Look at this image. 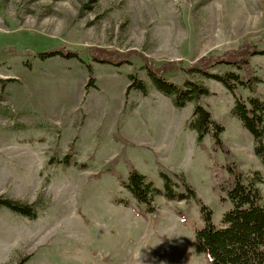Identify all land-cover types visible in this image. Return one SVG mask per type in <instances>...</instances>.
<instances>
[{
  "label": "rangeland",
  "instance_id": "374dc122",
  "mask_svg": "<svg viewBox=\"0 0 264 264\" xmlns=\"http://www.w3.org/2000/svg\"><path fill=\"white\" fill-rule=\"evenodd\" d=\"M245 43L264 49V0H0V200L38 210L29 219L0 206V264H213L197 250L200 204L159 195L151 213L122 181L136 169L164 190L162 173L182 175L224 226L234 208L229 185L255 172L264 179V157L233 114L235 97L212 79L191 78L212 93L202 103L224 126L225 154L212 133L197 142L195 103L176 108L145 66L189 68ZM95 48L131 54L130 63H96ZM55 49L81 59L38 57ZM251 64L264 101V55ZM132 75L147 94L128 92ZM187 78L180 71L171 80ZM235 94L253 95L243 87ZM72 145L84 168L58 163Z\"/></svg>",
  "mask_w": 264,
  "mask_h": 264
},
{
  "label": "trees",
  "instance_id": "16d2710c",
  "mask_svg": "<svg viewBox=\"0 0 264 264\" xmlns=\"http://www.w3.org/2000/svg\"><path fill=\"white\" fill-rule=\"evenodd\" d=\"M90 53L92 60L96 63L116 68L130 63L131 54L98 48L91 49ZM257 55H264V49L257 50L252 45L245 43L238 50L226 52L220 58L203 57L189 68L182 67L179 63H170L158 69L147 65L145 69L157 91L171 98L176 108L183 109L188 104L195 103L189 128L197 132V142L202 143L206 136L212 133L216 148L225 154H230V148L221 138L225 131L224 126L214 119L212 113L202 103V98L210 96L211 91L204 84L191 80V78L193 75H200L222 84L234 95L233 114L253 136L256 156L263 158L264 101L255 94L258 84L262 80L252 73L251 64V58ZM38 57L42 61L55 57L68 60L81 59L79 52H66L64 49L41 52L38 53ZM218 66L235 68L237 72L214 73L212 69ZM180 71L189 77L181 84L171 80ZM88 73L90 77L94 73L91 65L88 66ZM131 79L132 84L129 86L128 92L135 89L145 94L148 93V86L142 79L136 75H132ZM238 87H243L253 95L242 100L235 94ZM74 151L75 148L72 145L69 153L62 160H58V163L84 168L85 165L77 164ZM113 164L114 161L109 165ZM110 168V170L113 169L112 166ZM106 170L110 171L109 168ZM255 175L256 177L249 179L247 183L238 181L233 186L229 185L228 194L234 203V208L224 215L223 227H217L213 223L211 212H208V208L182 175L174 174L176 178L174 180L162 173L165 188L161 190L145 175L136 169H130L128 180H123L122 186L131 193L138 203L147 205V210L151 213L155 212L152 202L159 195H163L171 201H194L200 204L206 216V224L196 234L197 250L199 253L208 254L212 258L213 264H264V196L259 187V184H264V179L258 172H255ZM99 177V175L91 176L93 179H99ZM178 189L181 191L178 192ZM0 206L25 218L36 219L38 217V210L34 205H24L2 199Z\"/></svg>",
  "mask_w": 264,
  "mask_h": 264
}]
</instances>
